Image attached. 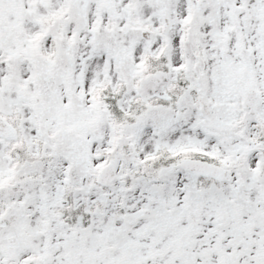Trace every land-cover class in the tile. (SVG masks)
<instances>
[{
	"label": "snow or ice",
	"instance_id": "snow-or-ice-1",
	"mask_svg": "<svg viewBox=\"0 0 264 264\" xmlns=\"http://www.w3.org/2000/svg\"><path fill=\"white\" fill-rule=\"evenodd\" d=\"M0 264H264V0H0Z\"/></svg>",
	"mask_w": 264,
	"mask_h": 264
}]
</instances>
